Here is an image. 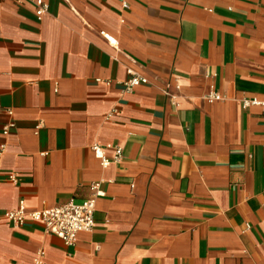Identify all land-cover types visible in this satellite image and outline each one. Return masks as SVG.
Returning <instances> with one entry per match:
<instances>
[{"label":"crops","instance_id":"0c3cea01","mask_svg":"<svg viewBox=\"0 0 264 264\" xmlns=\"http://www.w3.org/2000/svg\"><path fill=\"white\" fill-rule=\"evenodd\" d=\"M44 1L0 0V215L102 195L73 246L0 220V264H264V0Z\"/></svg>","mask_w":264,"mask_h":264},{"label":"built area","instance_id":"2783aa9c","mask_svg":"<svg viewBox=\"0 0 264 264\" xmlns=\"http://www.w3.org/2000/svg\"><path fill=\"white\" fill-rule=\"evenodd\" d=\"M34 3L38 19H42L48 12L49 5L44 0H34ZM129 74L130 77L122 83L125 93H131L136 87L149 83L148 78L139 73L129 71ZM165 92L177 104V94L169 93L168 90ZM205 98L208 102L213 103L215 101H221L223 96L212 86ZM241 105L243 108L260 107L264 112V99L245 97L241 100ZM9 113L12 114L11 111H9ZM13 127H15V123L10 122L4 128L3 134L5 136L8 135L10 129ZM38 128H40V125H38ZM91 148L104 168L112 163L121 162L123 158V148L120 145L110 144L102 146L98 143H94ZM107 149H113V156L108 157L106 155ZM5 152L6 144L2 143L0 145V172L1 159ZM3 178L13 183H17L19 180L17 173H7ZM100 185L101 182L92 183L93 193L87 199L81 201L72 199L62 205L38 210L28 209L25 201L21 200L16 209L2 213L0 215V220H6L15 226H23L27 221L42 223L47 233L56 235L61 238L66 245L73 246L76 244L80 233H90L95 227L96 202L97 198L102 195ZM45 256L46 251L43 248H39L36 251L32 264H45Z\"/></svg>","mask_w":264,"mask_h":264}]
</instances>
